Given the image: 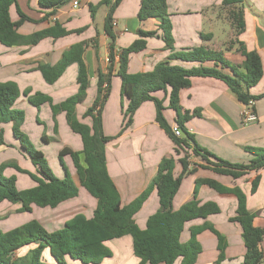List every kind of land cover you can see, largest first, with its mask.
<instances>
[{
	"label": "crops",
	"instance_id": "0c3cea01",
	"mask_svg": "<svg viewBox=\"0 0 264 264\" xmlns=\"http://www.w3.org/2000/svg\"><path fill=\"white\" fill-rule=\"evenodd\" d=\"M74 1L78 3L77 7H73ZM108 1L113 3L115 0ZM100 2L102 0H71L53 12L51 9H40L38 0H17L18 8L29 19L17 28L20 35L27 36L48 29L55 23L59 24L68 34L56 39L45 38L34 46L5 47L0 44V83L14 82L22 94L14 104L15 109H20L25 114L21 130L25 134H30L34 140L39 139L44 145L49 144V137L54 138L55 143L57 142L54 155L57 157L63 148L72 151L82 149L81 139L70 130L65 112H59L53 116L51 110V104L58 105L77 93V65H70L52 85L44 82L37 67L40 65L53 66L71 46L85 43L82 60L87 72L86 98L75 106V116L80 123L91 127L92 119L84 117V113L94 105L97 96L98 72L103 74L108 72L109 46L112 43L104 30L108 5H100L91 17L89 5L95 6ZM166 2L172 25V50L168 49L164 33L158 29V20H138L140 0H121L112 13V20L118 22L117 27L112 26L115 37L113 41L115 61L110 89L101 109V117L104 136L114 138L105 146L106 168L120 196L121 206L129 204L149 186L157 174L161 159L173 157L175 159L174 175L178 176L181 172L178 159L183 156L182 151L179 155L175 154V146L156 122L155 108L149 101L141 104L133 116L132 124L118 136L124 121L123 112L127 106V100L120 92L121 80L117 75V59L122 49L129 47L133 41L139 39V30L152 31L153 35L142 38L143 49L129 56L128 72L130 74L150 72L161 62L186 69L199 67L198 63L168 60L172 52L197 47L219 53L233 66H241L244 61L240 47H245L247 51L257 52L261 58L263 76L256 86L249 89L251 96L260 97L253 100L255 122L250 124L242 122L240 112L243 105L221 81L214 78L192 79L190 86L180 92L179 107L182 112L199 111V115L193 116L185 123V129L193 136L199 147L224 161L233 164H248L252 156L245 151V148H264V97H261L264 95V0H244L240 5L229 7L223 6L222 0H167ZM219 10L226 24V28L223 26L222 29L223 34L220 35L217 19L219 14L216 13ZM239 12L242 13L243 28L238 26L234 19V15ZM10 16L13 22L18 21L14 8L10 9ZM202 66L211 68L214 64L206 62ZM217 69L230 74L226 68L217 67ZM24 91L28 93L25 95ZM43 96L49 98L51 103L44 102L35 107L29 102V98ZM154 96L163 101L164 119L170 127H173L175 114L168 108L167 96L163 92L155 93ZM39 113L40 117L45 118L51 134L47 135L42 133V130L40 131L38 127L40 124L37 122ZM6 127L11 131L12 125L1 126L4 130V141H6ZM5 143L0 145V153L12 149L15 151L17 161L28 162L19 152L15 141L11 144L7 141ZM64 157L70 160L69 156ZM188 160L194 164H202L199 158L193 156ZM18 165L21 167L20 163ZM32 170L30 172H34L33 167ZM68 173L78 188V195L75 198L66 200L53 209L33 205L31 213H19V204L5 201L1 203L4 205L3 211H0V226H3L1 229L7 232L31 220H36L47 231H54L60 229L75 215L81 214L87 219L90 218L96 207V199L80 186L73 166L71 172ZM257 174L260 176V181L255 193L251 194V180ZM20 175L24 176V174ZM63 176L62 169L60 178ZM196 179H211L228 188L238 186L246 197L247 211L253 215L252 225L264 230V167L258 172H251L237 180L215 174L210 170L198 169L194 174L183 177L180 188L172 201L173 210H178L193 199ZM28 185L31 188L34 183H28L26 187ZM197 199L200 204L216 203L220 213L210 215L206 219L187 222L181 233L180 242L188 241L190 229L207 223L224 240L223 260L219 264H242L245 254L241 237L242 228L240 224L229 221V218L235 215L236 198L230 194H219L207 186H201ZM158 210L156 190L152 189L140 210L134 215V222L140 229H144L147 218ZM196 241L201 247V252L195 264H216L219 255L216 236L209 230H204L196 236ZM105 246L111 256L99 264H139V260L133 255L131 236L126 235L109 240L105 242ZM26 248L27 251L21 248L15 252L11 260L16 261L25 257L32 246ZM45 250L48 256L45 260L42 256L43 261L56 264L49 250ZM259 250L264 258V237L259 244ZM65 260L71 264H82L68 257ZM179 262L176 260L174 264H180Z\"/></svg>",
	"mask_w": 264,
	"mask_h": 264
},
{
	"label": "trees",
	"instance_id": "16d2710c",
	"mask_svg": "<svg viewBox=\"0 0 264 264\" xmlns=\"http://www.w3.org/2000/svg\"><path fill=\"white\" fill-rule=\"evenodd\" d=\"M70 1L38 0V6L40 9H51L55 12ZM166 1L140 0L137 18L139 21L158 20V29L164 33L167 47L172 50V25ZM243 1L222 0V5L235 6L242 4ZM120 2L121 0H115L113 3L102 0L95 6L89 5L91 17L100 5H108L104 30L112 41L109 46L108 72L105 74L98 72L97 96L94 105L84 113V117L92 119L91 127L80 123L75 116V106L86 98L87 72L82 60L85 43L71 46L55 65L37 67L44 82L52 85L70 65H77V93L58 105L51 104L53 116L59 112H65L70 130L77 134L82 142L81 151H72L68 148L60 150L58 158L64 171L62 178L52 173L43 153L33 148L28 136L21 130L25 114L22 110L14 108L20 93L17 85L11 81L0 83V145L6 144L4 130L1 126L11 124L12 136L18 144L19 152L34 169V172L26 171L15 162L0 164V204L5 201L19 204V213H31L33 205L53 209L62 202L75 198L78 195V188L62 162L64 156H69L80 186L97 202L90 218L87 219L81 214L75 215L58 230L47 231L36 220H31L7 232L0 231V264H48L42 259L45 249L49 250L56 264H65L67 257L82 264H99L111 256L105 242L126 235L132 237L133 255L139 260V264H174L176 260H179L180 264H195L201 252L196 236L204 230L212 232L218 240L219 255L216 264H219L223 260L222 253L225 244L223 238L211 225L204 223L190 229L188 241L180 242L181 233L187 222L206 219L210 215L220 213L218 205L214 202L200 204L197 195L201 186H207L219 194H230L236 198L235 215L229 218V221L240 224L242 228L241 237L245 247L242 264H262L264 258L259 250V244L264 237V230L252 225L253 215L247 211L246 197L238 186L228 188L211 179H196L193 199L178 210L172 208V201L180 188L183 177L194 174L198 169L210 170L215 174L237 180L251 172H258L264 167V148H245V151L252 156L250 162L233 164L199 147L184 126L190 118L199 115V111L182 112L179 107L181 90L190 86L194 78L208 77L221 81L242 105H246L249 100L260 98L249 94V89L256 86L263 76L259 54L240 47L244 61L241 66H233L219 53L197 47L172 52L168 60L198 63L199 67L186 69L161 62L150 72L130 74L128 72L129 56L143 49L142 38L153 35L152 31H138L139 39L133 41L129 47L122 49L117 59V75L121 80L120 92L127 100V106L123 112L124 121L118 136L132 124L133 116L141 104L149 101L154 105L156 122L175 146V154L179 155L182 151L183 156L178 159L181 165V172L178 176L174 175L175 159L173 157L161 159L157 174L149 186L129 204L121 206L120 196L106 168L105 146L114 138L104 136L101 117V109L108 97L115 61L112 13ZM11 8L15 9L18 21L11 20ZM234 19L238 26L244 27L241 12L235 14ZM25 21L29 19L18 8L17 0H0V44L5 47L34 46L45 38L56 39L68 34L59 24L55 23L48 29L23 36L17 32V28ZM206 62H213L214 67L202 66ZM217 67L228 69L230 74L223 73ZM158 92H163L167 96L168 108L175 114L174 126L180 131L179 137L174 135L172 127L164 119L163 101L154 96ZM24 93L26 95L28 92L24 91ZM29 102L35 107L44 102L51 103L49 98L44 96L29 98ZM43 139L46 140L45 136ZM191 156L199 158L202 164L191 163L188 160ZM7 168L26 175L34 186L17 190L16 177L3 176ZM259 181L258 174L251 180V194L257 190ZM152 189L156 190L159 210L150 215L145 222L144 229H140L134 222V215L140 210ZM27 246H32V248L25 257L16 261L11 260L15 252Z\"/></svg>",
	"mask_w": 264,
	"mask_h": 264
},
{
	"label": "rangeland",
	"instance_id": "374dc122",
	"mask_svg": "<svg viewBox=\"0 0 264 264\" xmlns=\"http://www.w3.org/2000/svg\"><path fill=\"white\" fill-rule=\"evenodd\" d=\"M247 10H248V8H247ZM216 13H218L220 15V17L218 15V18H217L218 19V26H219L218 27V30H219L218 34L220 35V34H223L222 29H223V26H224V28H226V24H225L224 20L221 18V17H223L222 16L223 14H221V10L217 11ZM230 31H231V28H230ZM20 96H22L21 93H19L18 98ZM18 110H20V109H18ZM37 122L40 124V126L38 125V127H39L40 131L42 130V133L47 134V135L51 134V131H48V126H47V123L45 122V118L40 117V113H39V118H38ZM5 133H6L5 138H6V141L8 144H11L12 142L15 141V139L12 136L10 129H8L7 127L5 128ZM26 135L28 136V138L30 140V144L33 146V148L35 150H38V151L43 153L44 159H45L49 169L52 171V173L56 177L60 178L62 175V169H61V166L58 162V157L54 155L55 151L57 149V146H56L57 142L55 143L54 138L49 137V141H50L49 144L44 145L39 139L34 140L32 137H30V134H26ZM8 151L0 153V164L5 163V162H15L17 164L20 163L22 168H24L25 170L27 169L26 171H28V170L33 171L32 166L28 162H23L20 160L17 161V159L15 158V151H13L12 149H9ZM62 162H63L66 170L68 172H71L72 165H71L70 160L67 157H63ZM3 176L4 177L15 176L16 177L15 187L19 191L29 188V185L26 187V185L28 183L32 184V182L30 181V179L26 175L23 176V175H20V173L17 174V172L12 168L5 169L3 172ZM3 208H4V205L0 204V209H1L0 211H3ZM2 227L3 226H0V231L4 232L1 229ZM22 249H23V251H27L26 247H24ZM42 256L44 257L43 258L44 260L47 259L46 257L48 256V254H47L46 250H44ZM65 264H71V263H67V261L65 260Z\"/></svg>",
	"mask_w": 264,
	"mask_h": 264
},
{
	"label": "built area",
	"instance_id": "2783aa9c",
	"mask_svg": "<svg viewBox=\"0 0 264 264\" xmlns=\"http://www.w3.org/2000/svg\"><path fill=\"white\" fill-rule=\"evenodd\" d=\"M78 3L76 1L73 2V7H77ZM112 26L117 27L118 22L117 21H112ZM253 105L254 101L249 100L246 105H243V108L240 112V117L241 120L244 124H250L256 121V115L253 111ZM172 132L174 133L175 136L179 137L180 136V131L176 126L172 127Z\"/></svg>",
	"mask_w": 264,
	"mask_h": 264
}]
</instances>
